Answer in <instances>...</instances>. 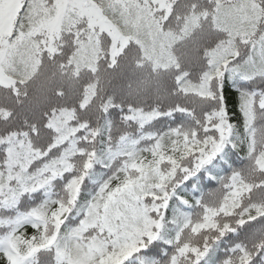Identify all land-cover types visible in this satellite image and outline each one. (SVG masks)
Instances as JSON below:
<instances>
[{
	"label": "snow or ice",
	"instance_id": "1",
	"mask_svg": "<svg viewBox=\"0 0 264 264\" xmlns=\"http://www.w3.org/2000/svg\"><path fill=\"white\" fill-rule=\"evenodd\" d=\"M152 2L197 68L178 59L170 82L142 81L166 104L106 98L102 130L65 109L20 128L0 115V264H264V0ZM17 4L0 71L105 35L101 0ZM104 64L111 75L120 60Z\"/></svg>",
	"mask_w": 264,
	"mask_h": 264
},
{
	"label": "trees",
	"instance_id": "2",
	"mask_svg": "<svg viewBox=\"0 0 264 264\" xmlns=\"http://www.w3.org/2000/svg\"><path fill=\"white\" fill-rule=\"evenodd\" d=\"M101 2L107 20L128 37L127 45L116 54L120 67L111 75L105 70L104 61L106 55L112 53L113 46L107 32L104 36L97 33L84 50L71 58L69 38L58 41V47L43 54L42 59L33 58L29 52L25 56L27 63L17 59L14 70L4 69L15 79L13 85L0 87V115L11 116L8 127L20 128L25 121L42 125L43 113L56 108L67 110L74 124L90 121L97 130H102L105 118L100 109L106 98L114 97L118 103L166 104L167 100L157 101L154 93L145 94L139 90L145 78L159 73L165 82H170L173 70L179 65L190 68L195 76L197 68L185 56L191 43L179 38L175 24L169 28L166 24L160 27L154 23V19L161 17V13L155 11L160 4H153L152 0H147V5L145 0H126L124 5L117 7L114 0ZM188 3L190 0H171L169 7L183 13L186 10L184 5ZM148 9L152 10V15ZM165 66L168 71H163ZM14 91L19 93L18 97L13 95ZM228 97L234 105L235 93L229 90ZM82 98L84 110L80 108ZM34 142L39 145L43 140L34 138ZM76 167H79V159Z\"/></svg>",
	"mask_w": 264,
	"mask_h": 264
},
{
	"label": "rangeland",
	"instance_id": "3",
	"mask_svg": "<svg viewBox=\"0 0 264 264\" xmlns=\"http://www.w3.org/2000/svg\"><path fill=\"white\" fill-rule=\"evenodd\" d=\"M170 1L171 0H162V4L167 6V9L170 10ZM162 5H160L161 7ZM18 4L17 0H0V17L4 20V25L1 27V31L7 32L10 30V17L15 16V12L17 11ZM7 14V18L5 19V15ZM105 32L111 36L112 43V53L118 54L120 51L127 45L128 37L121 34L116 27L105 19L104 23ZM0 83L1 84H9L13 85L15 83V79L7 74L4 70L0 71Z\"/></svg>",
	"mask_w": 264,
	"mask_h": 264
}]
</instances>
